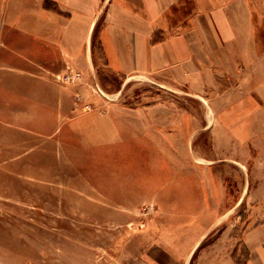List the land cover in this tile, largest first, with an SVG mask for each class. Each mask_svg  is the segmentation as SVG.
Here are the masks:
<instances>
[{"label":"rangeland","instance_id":"1","mask_svg":"<svg viewBox=\"0 0 264 264\" xmlns=\"http://www.w3.org/2000/svg\"><path fill=\"white\" fill-rule=\"evenodd\" d=\"M10 3L0 0V40L10 33ZM4 51L0 42V66ZM83 78L61 83L85 87V94L72 92L81 112L124 114L121 142L84 146L67 129L47 136L24 128L30 119L23 116L32 113L23 114L14 98L6 103L15 83L0 78L7 92L0 89V264H147L160 239L187 252L202 235L204 246L223 234L234 243L264 220L256 211L262 202L253 198L255 152L245 154L238 143L211 132L219 126L213 106L223 87L213 89L208 80L194 87L168 76L162 78L168 82L133 76L124 84L106 66ZM96 84L103 92L93 90ZM176 162L188 179L199 173L215 178L217 200L210 199L204 212L216 216H160L169 203L147 200V192L175 179ZM165 227L169 231H159ZM160 260L182 264L168 262L164 252Z\"/></svg>","mask_w":264,"mask_h":264},{"label":"crops","instance_id":"2","mask_svg":"<svg viewBox=\"0 0 264 264\" xmlns=\"http://www.w3.org/2000/svg\"><path fill=\"white\" fill-rule=\"evenodd\" d=\"M5 23L10 33L0 40L5 49L0 78L16 88L6 103L14 98L23 114L32 113L23 116L30 121L22 126L39 134L54 136L67 129L84 146L119 143L125 136L124 114L81 112V104L72 102V92L85 94V87L59 81L69 69L86 77L106 66L124 84L133 76L163 82L168 76L194 87L204 80L213 89L223 87L213 106L219 126L211 132L238 143L245 154L255 152L253 198L262 202L256 211L264 217V0H11ZM182 166L176 162L175 179L159 192H147V200L169 203L158 210L160 216H216L204 212L210 199L217 200L215 178L199 173L188 179ZM204 236L187 252L160 239L151 246L155 251L147 264H162L163 252L171 263L189 264L196 256L194 264H264V220L234 243L223 234L204 246Z\"/></svg>","mask_w":264,"mask_h":264},{"label":"built area","instance_id":"3","mask_svg":"<svg viewBox=\"0 0 264 264\" xmlns=\"http://www.w3.org/2000/svg\"><path fill=\"white\" fill-rule=\"evenodd\" d=\"M84 75L79 72V71H76L74 69H69L66 73L60 75V79L62 82L66 83V84H76V83H82L83 80H84ZM92 86V85H91ZM93 90L97 92H103L101 87L96 84L95 86H93ZM89 107V106H87Z\"/></svg>","mask_w":264,"mask_h":264}]
</instances>
